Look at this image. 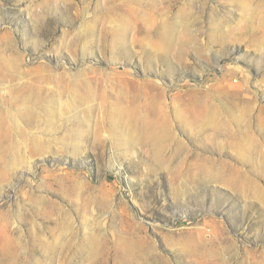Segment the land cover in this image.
Listing matches in <instances>:
<instances>
[{"label": "rangeland", "instance_id": "1", "mask_svg": "<svg viewBox=\"0 0 264 264\" xmlns=\"http://www.w3.org/2000/svg\"><path fill=\"white\" fill-rule=\"evenodd\" d=\"M0 264H264V0H0Z\"/></svg>", "mask_w": 264, "mask_h": 264}, {"label": "bare ground", "instance_id": "2", "mask_svg": "<svg viewBox=\"0 0 264 264\" xmlns=\"http://www.w3.org/2000/svg\"><path fill=\"white\" fill-rule=\"evenodd\" d=\"M134 117L130 120L132 129L128 130L125 140L130 145L136 144H147L154 148L157 156L162 155L163 141L170 137L165 135V131L161 128L162 126L156 127L150 124V119L145 116H137L135 123H133ZM169 139V138H168Z\"/></svg>", "mask_w": 264, "mask_h": 264}]
</instances>
